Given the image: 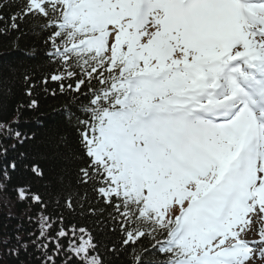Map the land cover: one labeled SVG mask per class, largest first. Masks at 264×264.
I'll return each mask as SVG.
<instances>
[{
    "label": "snow or ice",
    "instance_id": "snow-or-ice-1",
    "mask_svg": "<svg viewBox=\"0 0 264 264\" xmlns=\"http://www.w3.org/2000/svg\"><path fill=\"white\" fill-rule=\"evenodd\" d=\"M25 26L55 69L22 74L0 176L24 169L58 207L119 232L106 252L128 264L264 260V227L247 239L264 224V0H0V41L19 51ZM40 86L67 97L42 136L19 119L39 111ZM15 191L40 209L35 231L0 233L18 264H110L91 228Z\"/></svg>",
    "mask_w": 264,
    "mask_h": 264
},
{
    "label": "trees",
    "instance_id": "trees-1",
    "mask_svg": "<svg viewBox=\"0 0 264 264\" xmlns=\"http://www.w3.org/2000/svg\"><path fill=\"white\" fill-rule=\"evenodd\" d=\"M28 31V26H25ZM15 35V34H13ZM10 38L5 37L0 41V68L5 70L6 79L0 83V120L11 123L18 116L16 107L20 103H27L28 98L24 94L26 85L23 81V73L27 71L34 79L39 82L44 76L49 75L55 69V66L43 55L44 45L39 35L28 31L20 41V50L14 51ZM38 49L34 58L26 56L25 52L32 49ZM14 67L17 71L14 76L8 77L7 69ZM49 89H55L59 92L56 83H49ZM36 98L40 102L39 111L25 109L23 115L19 116L21 121V131H35L38 135H45L50 128L57 123L61 116L59 110L65 105L67 97L57 95L51 96L46 92L43 86L36 90ZM8 143H11L9 141ZM0 233L14 234L15 230L23 227L26 234L29 231L36 230V224L30 223L28 217L31 216L33 221L39 219L40 209L33 205L30 200L21 201L15 189L30 187L32 191H40L45 194L46 200L49 201L48 213L56 219L61 212L65 218L72 223L86 225L91 228L95 234L96 242L100 245V251L105 253V259L110 264H128V260L121 257L116 259L115 256L108 255L106 249L112 244L119 246L122 239L119 232L113 233L103 228H98L94 223V217H81L77 210L76 214L69 213L66 209L58 207L53 201L56 199L54 194H50L43 182L37 180L30 172L19 169L10 172V179L0 176ZM9 235L2 238L8 239ZM145 241V245H147ZM139 251V249H137ZM0 264H18L17 260L8 255L7 249L0 247ZM25 264H33L31 256L28 257Z\"/></svg>",
    "mask_w": 264,
    "mask_h": 264
},
{
    "label": "rangeland",
    "instance_id": "rangeland-1",
    "mask_svg": "<svg viewBox=\"0 0 264 264\" xmlns=\"http://www.w3.org/2000/svg\"><path fill=\"white\" fill-rule=\"evenodd\" d=\"M261 227H264V224L257 225L248 235L247 239H257L258 238V231ZM257 264H264V260H258Z\"/></svg>",
    "mask_w": 264,
    "mask_h": 264
}]
</instances>
